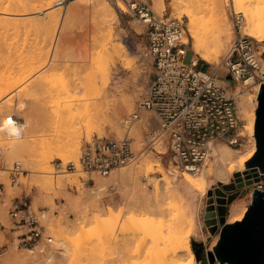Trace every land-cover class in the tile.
I'll use <instances>...</instances> for the list:
<instances>
[{
	"label": "rangeland",
	"instance_id": "1",
	"mask_svg": "<svg viewBox=\"0 0 264 264\" xmlns=\"http://www.w3.org/2000/svg\"><path fill=\"white\" fill-rule=\"evenodd\" d=\"M53 1L55 4L44 8V10H40L37 16H35L38 17L35 18L36 23L33 19L31 22H28V20L27 22L25 21L28 25L25 24L26 28H23V33L17 29L21 32V37L24 35L27 36V33L30 32L27 38L25 37L27 41L24 37H19L22 43L27 42L26 45L23 43L20 46L21 42L18 41L19 38L16 41L15 38L18 33H15L16 36H13V31H16V29H13L11 25V28L7 31L9 33L6 32L8 27L6 28L4 26V28L2 26L5 30L0 28V37L2 36L1 38L4 41L3 44V41L0 39V45H9V49L12 45V49L16 50V52L14 50V52L12 50L8 52L7 50L9 49H7V46L5 50L2 48V45L0 46L1 51L3 50V53L0 51V93L2 92L0 97V146L3 150L0 169L6 167V170H8L7 177L0 180L5 187L4 192L0 195V264H12L10 257H7L8 254L12 256V253L15 256L22 251H27L13 248L17 240L12 237L9 230L11 225L9 210L14 200L25 195L30 197L35 209L40 207L48 208L47 215L42 219V222L54 234L55 240L58 237H65L70 240H75L79 237L83 239L84 235L81 237V232L84 229L88 230V232H97L96 234H99V232L104 233L106 234H103L104 237L109 239V246L106 243L108 239L105 242L107 249L104 250L105 247H102V245L100 247L99 245V248L103 249L99 251H97L98 244L96 248L94 245V242L98 241L96 236V239H94V236V240L92 239L94 248L90 244L92 246L91 249L93 248L92 250H89L90 245L88 247V244H86L87 246L85 244L81 245L85 238L82 241L79 239V243L81 244L77 245H81L79 251L83 257L79 253L80 259L76 261L77 263L71 261L72 254L78 248L73 245L74 250L71 251L72 254L70 255L71 257L69 256L70 258L68 257L69 259H65L60 255L58 256L59 258L57 260L59 259V262L62 264H78L80 261L82 262L80 264H99L102 259L101 264H171L169 261L162 259V250L178 245L184 238H188L189 240L191 253L182 252L178 264H232L229 261H222L219 258L211 261L207 254V252L213 251L219 243L221 225H219V229L213 232L209 224L206 223L207 206L210 198L206 190L199 191L197 200L198 210L194 216H191L188 212L186 199L180 193L169 190L167 193H162L161 185L164 181L161 179L167 176L166 171L174 167L176 170H179L171 162L170 154L168 152L165 153V144L162 143L159 149L158 145L162 141L155 144L156 149H149L141 154L132 164L116 169L110 176L101 177L96 175L95 185L93 183H86L87 173L81 170L80 165H77L76 171H71L72 169L68 167V164L74 158L64 159L60 157L61 154L66 155L69 153L68 148L72 147V145L70 144V147L67 146L68 143L66 144V140L73 134L75 135L77 133L79 136V138L76 135L75 137L74 135L72 136V138L79 139V141L77 140L76 163L78 162V157L84 142L93 135L123 136L127 132V125L124 122L125 118L129 117L142 101L152 79V67L144 51L145 33L143 32V26L140 29L138 25L142 24L137 20V17L126 11V2L129 0H105L106 3L102 0L101 6L95 5V0ZM145 1L151 3L158 14L184 18L185 22L188 23L189 18L183 12L184 9L191 5L195 7L196 4L203 7H211L217 0H184L182 1L184 4H182L183 8L181 7L179 11L175 12L172 11L170 6L164 12H160L156 8L153 0ZM232 1L222 0L225 10L234 20L237 33L240 30L239 26L242 27L243 25V28H241L242 34H248L245 30L247 25L243 24V21L237 24L236 20V16L243 15L241 18L245 17V13L242 11L233 13ZM237 1H240L244 7L250 8L255 14L260 12L261 15L262 12L264 19L263 0ZM166 2L168 3V0ZM120 3L122 5L124 4L123 6L125 8H122L119 5ZM109 6L113 8L115 13L111 11L112 8L110 9ZM100 11L101 13H99ZM109 12L110 14H108ZM103 17L104 19L110 18L106 20L105 23L107 24H104ZM54 24H56V27L54 26L56 29L53 27ZM33 26L35 27L34 30ZM13 27L15 28L16 26L14 25ZM199 27L206 32L214 29L215 22L210 12L200 21ZM27 28L30 29L29 32ZM10 29H13V31H9ZM24 29H26V32ZM6 35L9 39L11 38L8 36L15 37V43L19 44L18 46L16 44V48L20 47L19 50L13 48L15 43H10L9 41L10 44L5 43L7 39ZM58 36L60 40L62 38L61 45L57 42ZM116 36L118 37L117 39L121 38L129 48L130 56H128V60H130V63L128 64H124L122 61H117L115 64L111 56L109 57L108 54H105L107 47H110L113 42L117 41L115 39ZM189 36L190 40L186 60L189 62L191 57L195 56L201 64H208L210 67H215V64L201 58L193 51L190 31ZM251 37L257 42L255 37ZM10 41L12 42V40ZM232 43L224 52L220 53L219 60L229 51ZM257 45L261 53L264 48L259 42H257ZM26 46L29 49H26ZM31 46L33 48L32 50H30ZM22 47H25V50ZM93 49L96 53L99 51L98 54L93 53L96 57L99 56L101 50L104 53L102 56L101 52V57H98V61L100 60V62H96L97 59L93 62L99 63V66L93 64V60L90 61L94 59V55L93 58L91 55ZM97 49L99 50L97 51ZM23 50L27 52L24 54L22 53ZM33 50L36 51V54ZM37 50L40 52H37ZM41 50L46 54V57ZM19 52L21 54L20 56L18 55ZM13 53H17V56L14 55V57L12 55ZM29 53L32 54V57L27 55ZM7 55L11 56V58L9 56L7 57ZM263 58L262 64L264 67ZM83 61L91 63L87 67V64L85 62L83 63ZM82 64L86 66H84V69L81 67L83 66ZM92 64L94 65L92 67L93 70L91 69ZM90 70L91 72L95 71L92 74L98 80L96 84L100 86L99 88L96 85L95 87L92 86L95 84L93 81L94 84L91 85L92 87L89 86L88 76L91 74ZM104 75L108 76L109 82L111 83L110 86L115 84V80H119L121 92L115 96L110 95V93L108 94L106 91L107 88L102 86L100 81V78ZM75 78L77 79V83L79 80L80 83L87 81L89 83L88 87L87 85L85 87V84L79 85L80 87L78 88L72 87V83H74L72 81H75ZM255 83L258 82L254 81V83L246 86H252ZM9 86H12L10 90H8ZM232 87L234 89L236 87L235 84H232ZM251 91L252 93L256 92L255 89ZM122 96L127 98L134 97V101H136L135 104L133 103V108L129 112L123 113V118L120 119V114L122 113L120 98ZM13 114L17 115L20 121L23 122V133L18 136L11 135L7 125L8 119ZM72 114L74 117H71ZM148 118H150L153 127H158V122L153 112L144 111L142 112L141 119L135 122L131 129V134L135 136L136 144L139 148H141L146 133L149 130ZM242 120L245 124V120ZM116 122L121 123V125ZM118 129L122 132L121 134L118 132ZM158 150L164 151L158 154L156 153ZM17 161L22 162L26 171L20 175L18 183L15 184L11 179L10 168ZM156 162H160L161 164L157 165ZM247 164L246 168L242 171L243 177V172L247 169ZM207 165L208 162L201 171ZM182 172L179 170V175ZM236 172L232 174L231 184L234 186L235 192H237V197H245L248 202H251L254 196L250 194V187L245 186L241 188L237 186ZM155 182L158 185V192L155 190L157 189L154 184ZM259 186L262 187L259 188ZM257 188L264 190V182L257 184ZM149 191L151 194H147ZM226 192L228 193L229 191L226 190ZM144 195H151L150 198L153 202L158 203L157 207L153 209H150V207L146 208L148 207L146 203L149 201L145 200V197L147 198L148 196L144 197ZM138 201L140 204L144 201L145 204L143 202L141 207ZM96 217L99 220L101 219L99 223H97ZM227 222L234 223L231 221ZM80 224L84 225V229L81 227L83 229L82 231L81 228L78 229L80 227L78 225ZM84 232L86 233V231ZM90 237L92 236L90 235ZM85 240V243H88L87 239ZM115 241L116 243H114ZM84 246L88 247L86 249L89 252L87 250L86 253L83 251L85 250ZM93 250L100 253L95 251L99 254V256L97 255L100 257L98 260L95 259L97 256H95L96 253ZM92 251L95 253L94 257ZM195 251L200 252V258H197ZM90 252L93 254L89 255L88 253ZM104 253L106 254L105 258L104 255H101ZM84 254L87 256L85 260ZM73 256L75 255L73 254ZM89 257L91 258L89 259ZM76 258L73 257L72 260L75 261ZM93 258L97 263L93 261Z\"/></svg>",
	"mask_w": 264,
	"mask_h": 264
},
{
	"label": "built area",
	"instance_id": "2",
	"mask_svg": "<svg viewBox=\"0 0 264 264\" xmlns=\"http://www.w3.org/2000/svg\"><path fill=\"white\" fill-rule=\"evenodd\" d=\"M126 8L143 26L144 51L151 62L152 79L138 108L125 118L127 132L123 136L97 134L87 139L78 162H69L71 171L80 165L87 173L86 183L95 185L96 175L108 177L165 141V153L170 154L171 162L181 171L197 173L213 157L212 144L242 146L246 142L242 134L245 124L232 84L259 82L258 98L264 84V67L263 53L254 38L242 34L239 26L232 46L215 67L201 64L195 56L188 62V26L184 18L160 15L145 0H129ZM236 20L238 24L240 16ZM144 111L153 112L158 127H153L149 119V130L139 148L131 129ZM8 120L9 124L20 123L15 114ZM2 152L0 146V164ZM10 170L15 184L26 171L20 161ZM4 190L0 182V195ZM47 211V207L35 209L28 195L14 200L9 210V230L18 249L34 250L42 261L51 257L55 241L42 222Z\"/></svg>",
	"mask_w": 264,
	"mask_h": 264
},
{
	"label": "bare ground",
	"instance_id": "3",
	"mask_svg": "<svg viewBox=\"0 0 264 264\" xmlns=\"http://www.w3.org/2000/svg\"><path fill=\"white\" fill-rule=\"evenodd\" d=\"M153 1H154V4H155L156 8L160 12H164V10H166L168 6L171 7V9H172L173 12L179 11L180 8L181 7L183 8V5H184L182 3V1H184V0H168V3L166 2V0H153ZM101 2H102V0H95L94 1V4L98 6V5L101 4ZM104 2L106 3L105 0H104ZM263 2H264V0H263ZM231 3H232L233 13L234 12L236 13L237 11H242V12L245 13V17H243V18H241V16H243V15H240V18H241V21H243V24L247 25L246 28H245V30L248 32L249 35L255 37L257 39V42L261 43L262 46H263V48H264V19H263V16H262V12H261V15H260V12L258 14H255V13H253V11L250 8L244 7L240 3V1L239 2L237 1L236 2V0L235 1L233 0ZM53 4H55L53 0H0V25H1L0 28L2 29L4 26L6 28L8 27L6 29V32L11 27L13 29H16V31L15 30L13 31V29L12 30L11 29L9 30V31H13L14 32L13 36L15 35V33H18V34H16L17 35L16 38L15 37H12V36H8L11 39L7 38V35H6V38H7L6 41L7 42L5 41V43H9V42L10 43H15L14 38L17 41L19 37L20 38L24 37V39H26L27 36H28V34H30V32H29L30 29L27 28V30L29 32V33H27V36L24 35V36L21 37V32H22L23 28L26 25H28L26 23L27 20H28V22H31L32 19H33V20H35V23H36V19L35 18H38V17H35V16H37V14L40 12V10H42V9L44 10V8H48V7H50ZM119 5H121L122 8H125L123 6L124 4L122 5L120 3ZM104 6H105V4H104ZM186 6H188V5H186ZM186 6H185V8H186ZM193 6L194 5H191L190 6L191 8L190 7H187L183 11L188 16V18H189V22L187 23V25H188V40H190V36H189V31H190V35H191V38H192V49H193V51L196 54H198L201 58H203V59L211 62L212 64H215V66H216L219 63V61H220L219 60L220 59V55H221L220 53L224 52L226 50V48L229 47V45L233 42L234 38H236V36L238 35V33H237L236 29H235L234 20L232 19V17L230 16V14L225 10V7H224V4H223L222 0L215 1L213 3V6H211V7H203V6L197 5V4L195 5V7H193ZM111 8L112 7H110V9ZM111 11H113V8H112ZM48 12H50V11L48 10ZM110 12L108 14H110ZM113 12L115 13V11H113ZM208 12L211 13V17L213 18V20L215 22V27L210 32H206V31L200 29V27H199L200 21L203 20V17ZM99 13H101V11ZM112 15H113V13H112ZM103 16H104V14H103ZM105 16H106V14H105ZM110 17H112V16H110ZM246 18H247V20H245ZM56 19H55V21H56ZM103 19H104V17H103ZM107 19H104V24H107V23H105ZM2 23H3V25H2ZM20 23H23V24H20ZM10 25H11V27H10ZM14 25L16 27H19V28H16V27L14 28L13 27ZM54 26L56 27V24H54L53 27ZM133 26H134V24H133ZM138 26H139L140 29H142V25L139 24ZM109 27H111V26L109 25ZM4 28H3V30H5ZM34 28L35 27L33 26V30H34ZM139 28H137V29L140 31ZM241 28H243V25H242ZM1 29H0V31H1ZM17 29L19 31H21V32H19ZM24 31L26 32V29H24ZM111 31H112V29H111ZM3 32H5V31H3ZM13 32H11V33H13ZM7 33H9V32H7ZM11 33H10V35H12ZM110 35L113 36L112 33H110ZM1 37H0V39L2 40L3 38H1ZM20 38L18 40L19 42L22 41V40L20 41ZM117 38L118 37L116 36L115 39H117ZM24 39H23V41H24ZM4 40H5V38H4ZM10 40H12V42ZM61 40H62V38H61ZM61 40H60V38L58 36L57 37V42H58L59 45H61ZM94 40H93V42H94ZM26 41H27V39H26ZM97 41H98V39H97ZM95 42H96V40H95ZM2 43L4 44V41ZM23 43H25V42H23ZM23 43L21 42L20 43V46H22L21 44H23ZM26 43H25V45H26ZM16 44L17 43H15V45H13L14 46L13 48L19 50L20 47L19 48H16L19 44H17V46H16ZM2 46H3L2 48L4 50H5V47L6 46L8 47V48L7 47L6 48L9 49V45H6L5 44V46L4 45H2ZM11 46H10V49L7 50V51L9 52L10 50H12V52H14V51L16 52V50L12 49ZM92 46H93V44H92ZM92 46H91V49H92ZM103 46H105V45H103ZM98 47H99V45H98ZM24 48L22 47V49H24ZM30 48H31L30 50L33 49L32 46ZM35 48L37 49L36 46H35ZM101 48H102L103 51H105L103 49V47H101ZM26 49H29V48L27 47ZM24 50H23L22 53L25 54L27 51L24 52ZM39 50H37V52ZM43 50H41V51L43 52ZM98 50L99 49H97V51ZM102 50H101L102 53L101 52L100 53L103 56L104 53H103ZM0 51H1V49H0ZM33 51H34V53L36 52L35 50H33ZM33 51H32V54H33ZM93 51H94V49L92 50V52H91L92 54L91 55H92V58H93V55H94V59H91L90 61L93 60L92 61V63H93L95 61V59H97L96 62H100V60L98 61V57L100 56V53H99V56L96 57V55L93 54V53H96V51H94V52ZM1 52L3 53V50ZM20 52L18 54L19 56L21 55ZM29 52H31V51H29ZM42 52H41V54H42ZM44 52H45V50H44ZM98 52L96 54H98ZM263 52H264V50L261 51V53H263ZM16 54L17 53H15V54L13 53L12 55L14 56ZM32 54L29 53L27 55H30L32 57ZM105 54H108L109 57L111 56V58L114 60V63L115 64L117 63V61H122L124 64L130 63V60H128V56H130L129 48L126 45V43L123 40H121V38L120 39H117L116 42H113L110 47H107V49L105 51ZM5 56H6V54H5ZM8 56L9 55H7V57ZM9 57L11 58V56H9ZM22 57H20V58H22ZM45 57H46V54H45ZM25 58H26V55H25ZM263 60H264V58H263ZM84 62L85 61H83V63ZM89 63H91V62H88L87 61V63H86L87 64V67H88V65H90ZM93 64L96 65L97 63H93ZM93 64L91 66V69L94 66ZM84 66L85 65H83L81 67L84 69ZM85 69H88V68H85ZM90 72H91V70H90ZM92 73L94 74L95 71L94 72H91V74H90V75L93 76ZM89 76H88V80H89L88 82L90 83V85H89V83L87 81L86 82H83V83L82 82L80 83V80L79 79H78L79 82L77 83L76 82L77 81L76 78H78L79 77L78 76V77L75 78L76 79L75 81L74 80L72 81V82H74V83H72V87H75V88L77 87L78 88V87H80L79 85H83V84H85V87H86V85L88 87V85L91 86L92 84L95 83L92 86L95 87V85H96V87L99 88L100 86H97L96 83H98V80L95 79V76H93V77L92 76L89 77ZM82 78L84 79V77H82ZM82 78H80V79H82ZM93 78H94V80H93ZM100 81H101L102 86H104V87L107 88L106 91L108 92V94L110 93V95L115 96L119 92H121V89H120L121 84L119 85V83H120L119 80H115L114 81L115 84H113V85L110 86L111 83L109 82L108 76L107 75H104L102 78H100ZM252 83H254V82L251 81V80H248L246 84L249 85V84H252ZM11 87L12 86H9L8 87V90H10ZM259 88H260V83L258 82V83L253 84L252 86H246L245 85V87L242 84H238L236 86V88L233 89V92H234V94H235V96L237 98L240 117H242V119L245 120V127H244V129L242 131V134L246 136V142L241 147H233V146H230V145H228L226 143H223V142L216 143V144H212L211 154L213 155V157L208 160V165L203 169V171H200V172H197V173L188 172V171H183V172L181 171L182 173H181V175H179V170H176L175 167H174V168L169 169V170L166 171V175L167 176L162 177L161 180L164 181L162 183V185H161V187H162V193L163 192L164 193H167L168 190L169 191H172V192H178V193H180L186 199V207H187L188 212L190 213L191 216H194L195 213L198 210V201L197 200H198V196H199V191L202 192V190H206V192H207L208 195L210 194V192H212V193L215 192L216 188H220L221 190H223L225 192H226V190H228L229 191L228 193L235 192L234 186L231 184L232 174L234 172H236V171H237L236 173L242 172L246 168L247 162H249L255 156V154L257 153V149L258 148H257L256 129L255 128H256V120H257V109H258V104H259V101H258V98H257V93H258ZM252 89H255L256 92L255 93H252V91H251ZM1 95H2V92L0 93V97H1ZM120 99H121L120 108H121V112L122 113L121 114L119 113V114H120V119H122L123 118V113L129 112L133 108L136 100L134 101V97L133 98L132 97L131 98L130 97L127 98V97H124V96H122ZM71 117H74L73 114L71 115ZM149 119L150 118H148V121H149ZM22 123L23 122L20 121V123L13 125V124H9V120H8L7 125H8L9 128L10 127H13V126L19 127L20 128V133L19 134L21 135L23 133V131H22L23 124ZM116 123L121 125V123H118V122H116ZM72 132H75V131H72ZM118 132L120 134L122 133V132L119 131V129H118ZM75 135L79 138V136L77 135V133ZM75 135H74V137H75ZM72 136L69 137L66 140V144L68 143L67 146L70 147V144L72 145V147L68 148V152L69 153L66 154V155L65 154H61L60 157H62L64 159H67V158L72 159V158H74L72 160V162L74 163L75 162V158H76L77 149H78L77 144H78L79 139L78 138L76 139L74 137L72 138ZM70 138H72V139H70ZM162 143L165 144V148L167 149V146H166L165 141H162L158 145L159 146V149H160V146L162 145ZM166 149H165V151H166ZM163 151L164 150H158V151H156V153L159 154V153H161ZM68 156H70V157H68ZM156 164L157 165H160L161 163L160 162H156ZM7 173H8V170H6V167H2L0 169V180L5 179L7 177ZM260 173L261 174H260V180L259 181H255L254 183H252L250 185H246V186H249L250 187V194L253 195V196H255L256 185L259 184L260 182H264V171H261ZM56 177H58V176H56ZM55 179H58V178H55ZM44 184H46V183L44 182ZM154 184L156 185L155 187L157 188L155 190L158 192L157 182H155ZM147 194H151V192L149 191V192H147ZM145 196H148V197L146 198ZM150 196L151 195H144L145 200L149 201L148 203H146V205L148 207H146V205H144V206L146 208H149L150 207V209L156 208L157 205H158V203L153 202V200L150 198ZM135 202L137 203V201H135ZM143 202L144 201H142V203ZM251 202L250 201L249 202L248 201H244L240 197L235 198L227 206V216H226L227 221L236 222V221L242 220L243 217L245 216V213L248 210V207L251 204ZM139 204H140V202H139ZM143 204H145V202ZM142 205H141V207H142ZM99 213H98V215H100ZM95 215L97 216V214H95ZM93 217H95V216H93ZM97 221L96 222L99 223L101 221V219L99 220V218H97ZM145 222H147V221H145ZM78 226H80V227L78 228L76 226V228L80 229L82 227L84 229V225H81L80 224ZM82 228H81V231L83 230ZM84 231H86V233ZM96 233L93 232V231L92 232H88V230H85V229L81 232V235H82L81 237H83V235H84V238L87 239L88 243L87 242L85 243L86 240L84 238H83L84 239L83 240L80 237L78 239H75V240L74 239H71V240L70 239H66L65 237H58V238H56V240L53 243V253H52L51 257L48 260H45V261L38 260L37 253L34 250H30V249H28L25 252H23V251L21 252V250H20L21 253L20 254H16L15 256H13V254L11 253V255L13 257L10 256V254H8L7 252L6 253L8 254L7 257L8 258L10 257V262L12 264H29L31 262H33L32 264H62L61 262H59V259L57 260V258H59L58 256L60 255L61 257L65 258V259L66 258L69 259L71 257L70 255L72 254L71 251L74 250V248L72 247L74 245V247H78V248H76L75 251H74L75 253H73L75 256H73V254H72L71 261L77 263L76 261L78 259H80L79 258V253H80L79 248L81 247V245L88 244V247H89V245L91 244L93 246V248H94V245H95V248H96V245L98 244L97 245L98 246L97 251H99V250L102 249V248H99V245H100V247H101V245H102V247H105L104 250L107 249V247H106L107 245L108 246L110 245V244H108L109 243V239L107 237H104V235H106V234L101 233V232H99V234H96ZM89 234L92 237H90ZM93 236L94 237L96 236L97 239H98V241H96L98 243L94 242V245H93V242H92V239L94 238ZM96 237L94 239H96ZM79 239H81V241L83 240L82 241V244L79 243ZM106 239H108V242H106ZM90 242H92V243H90ZM105 242L107 243V245H105L106 244ZM114 243H116V241ZM77 244H81V245H77ZM91 245H90V249L89 250H92L93 249V248L91 249V247H92ZM103 245H105V246H103ZM86 246H84L85 247V250H83V251H85V253H86V250L88 251V249H86L88 247H86ZM13 248L18 250L17 241L14 243ZM110 248H111V246H110ZM77 251H79V252H77ZM184 251L191 253V246H190V243H189L188 238H184L183 241L181 243H179L178 245H174L171 248H165V249H163L162 250V259L165 260V261H169V263H171V264H178V261L180 260V258L182 256V252H184ZM100 252H102V251H100ZM95 253L93 254V257L95 255ZM97 253H99V252H97ZM97 253H96L95 256H97V255L99 256L100 253L99 254H97ZM105 253L104 254H101V255H104V258H105L106 254H107V253L106 254ZM88 254L90 255L91 252L88 253ZM80 255L83 257V255L81 253H80ZM85 255L86 254H84V260H85V257H87ZM98 256L95 259L98 260V258H100ZM73 257H77L75 259V261L72 260ZM90 258L91 257H89V259ZM95 259L93 261H95ZM102 260H100L101 263H102ZM80 262L78 264H80ZM92 263H94V262H92ZM101 263H99V264H101Z\"/></svg>",
	"mask_w": 264,
	"mask_h": 264
},
{
	"label": "water",
	"instance_id": "4",
	"mask_svg": "<svg viewBox=\"0 0 264 264\" xmlns=\"http://www.w3.org/2000/svg\"><path fill=\"white\" fill-rule=\"evenodd\" d=\"M256 120L257 153L248 162L247 169L236 174L238 187H245L260 180V172L264 171V84L258 95ZM206 213V223L215 232L221 225L218 245L207 252L211 261L216 258L232 264H264V190L256 189L245 216L234 223L227 222V205L236 197L237 192L228 194L216 188L210 192ZM197 258L200 255L195 251Z\"/></svg>",
	"mask_w": 264,
	"mask_h": 264
},
{
	"label": "clouds",
	"instance_id": "5",
	"mask_svg": "<svg viewBox=\"0 0 264 264\" xmlns=\"http://www.w3.org/2000/svg\"><path fill=\"white\" fill-rule=\"evenodd\" d=\"M9 133H10L11 135L18 136L19 133H20V128H19V127H15V126L10 127V128H9Z\"/></svg>",
	"mask_w": 264,
	"mask_h": 264
},
{
	"label": "crops",
	"instance_id": "6",
	"mask_svg": "<svg viewBox=\"0 0 264 264\" xmlns=\"http://www.w3.org/2000/svg\"><path fill=\"white\" fill-rule=\"evenodd\" d=\"M248 195L250 196V194H248ZM240 198H242L244 201H247L245 197H240Z\"/></svg>",
	"mask_w": 264,
	"mask_h": 264
},
{
	"label": "flooded vegetation",
	"instance_id": "7",
	"mask_svg": "<svg viewBox=\"0 0 264 264\" xmlns=\"http://www.w3.org/2000/svg\"><path fill=\"white\" fill-rule=\"evenodd\" d=\"M199 253V255H200V252H198ZM201 256V255H200Z\"/></svg>",
	"mask_w": 264,
	"mask_h": 264
}]
</instances>
